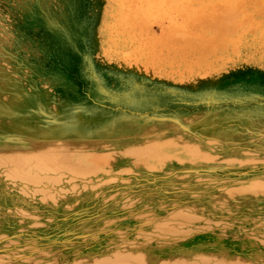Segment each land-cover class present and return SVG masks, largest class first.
Returning <instances> with one entry per match:
<instances>
[{"label": "rangeland", "instance_id": "obj_1", "mask_svg": "<svg viewBox=\"0 0 264 264\" xmlns=\"http://www.w3.org/2000/svg\"><path fill=\"white\" fill-rule=\"evenodd\" d=\"M0 105V264H264V0H0Z\"/></svg>", "mask_w": 264, "mask_h": 264}, {"label": "bare ground", "instance_id": "obj_2", "mask_svg": "<svg viewBox=\"0 0 264 264\" xmlns=\"http://www.w3.org/2000/svg\"><path fill=\"white\" fill-rule=\"evenodd\" d=\"M142 1V0H141ZM145 3V2H144ZM147 9V8H146ZM186 9V8H185ZM187 11V10H186ZM169 39V38H168ZM172 42V40H171ZM177 43V41H176ZM180 44V43H178ZM169 45V44H168ZM217 52V51H216ZM206 56V55H205ZM207 57V56H206ZM209 57V55H208ZM212 58V57H211ZM215 58V57H214ZM217 58V57H216ZM208 59V58H207ZM1 106V105H0ZM1 109V108H0ZM76 119V118H75ZM102 122L104 123V127H103V133L105 134H112V133H116L117 131V128L115 126H119V125H122V122L121 121H118V120H115V119H102ZM75 125V124H73ZM74 126L71 127V129H74V134H79L80 132H86V134H90L91 132H87L88 130L86 129H81L79 126L73 128ZM115 127V128H114ZM130 130V129H129ZM122 131V129H121ZM147 132V131H146ZM83 133H80V135H82ZM67 141V140H66ZM71 142H76V141H71ZM108 144V143H107ZM75 144H73L74 146ZM100 145V144H99ZM71 147V146H70ZM124 148L121 149L122 151H134L136 152L137 154L133 155V157H136V159H138L139 161H142V162H147L150 157L152 156L151 153H152V148L149 147V144H148V141L147 139H145V142H136V143H130V144H127L126 146H123ZM73 148V147H71ZM100 148H107L106 147V143L105 144H102ZM74 149V148H73ZM92 148L90 147H85V148H79L76 146V149L74 150V153L78 154V155H83L82 152H85V151H89L91 150ZM195 150V149H194ZM199 149H197L198 151ZM197 151H194V152H197ZM107 152H111V147L107 148ZM121 151H115V152H111V153H119ZM201 152L202 151H198L197 154L201 155ZM113 155V154H111ZM81 157V156H80ZM112 157V156H111ZM110 159V156L108 157V160ZM50 161V160H49ZM78 160L77 159H71L69 163H67L68 167H79L77 165V162ZM55 162V161H54ZM56 162H58V160H56ZM2 167H8L7 166V162L6 163H3L2 164ZM79 170H81L83 172V170L79 167L78 168Z\"/></svg>", "mask_w": 264, "mask_h": 264}, {"label": "crops", "instance_id": "obj_3", "mask_svg": "<svg viewBox=\"0 0 264 264\" xmlns=\"http://www.w3.org/2000/svg\"><path fill=\"white\" fill-rule=\"evenodd\" d=\"M90 145H91V144H89V142H87V145H86V147H87V146H88V147H90Z\"/></svg>", "mask_w": 264, "mask_h": 264}]
</instances>
